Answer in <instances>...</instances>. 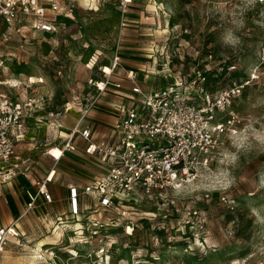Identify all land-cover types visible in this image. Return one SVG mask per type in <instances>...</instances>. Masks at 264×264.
<instances>
[{
    "label": "rangeland",
    "instance_id": "rangeland-1",
    "mask_svg": "<svg viewBox=\"0 0 264 264\" xmlns=\"http://www.w3.org/2000/svg\"><path fill=\"white\" fill-rule=\"evenodd\" d=\"M63 1L55 32L0 21V80L31 83L37 106L27 137L38 151L59 135L52 112L70 124L93 104L89 118L115 121L133 104L135 83L158 89L182 77L198 102L205 92H240L218 116L226 121L232 112L237 121L207 169L168 193L120 196L111 208L87 196L89 210L72 223L81 234L58 240L50 219L39 222V235L65 249L61 260L41 264H264V1ZM116 55L111 80L122 87L99 90ZM57 167L64 180L85 184L108 161L81 148ZM21 252L29 264L32 251Z\"/></svg>",
    "mask_w": 264,
    "mask_h": 264
},
{
    "label": "built area",
    "instance_id": "built-area-1",
    "mask_svg": "<svg viewBox=\"0 0 264 264\" xmlns=\"http://www.w3.org/2000/svg\"><path fill=\"white\" fill-rule=\"evenodd\" d=\"M63 10L60 0H0V21H25L37 31L55 32L62 27L63 22L57 15ZM120 62V56L116 55L108 66L110 71L104 67L106 76L98 82L99 90H105L108 85L122 87L121 81L111 80ZM132 74L128 77L133 78ZM30 84L15 78L0 80V184L28 175L35 168L33 156L19 152L16 145L25 137L26 122L33 117L37 106L36 99L29 96ZM191 88L182 77L158 89L133 84V104L121 108L122 117L111 134L99 141L90 126L84 124L93 104L81 109L76 126L63 138L61 154L55 155L52 149L49 154L58 161L64 153L75 151V139L80 135L87 142L86 153L107 160L109 169L84 187H69L72 219H79L89 210L88 206L83 209V195L94 196L99 206L111 208L120 196L139 189L149 194L168 193L210 166L225 144V135L234 131L237 121L232 112L226 121L218 116L232 106L233 96L240 89L222 90L215 96L205 92L198 102ZM49 116L55 128L63 127V111ZM54 176L52 170L37 183V191L30 194L27 211L36 207L40 197L53 201L49 183ZM82 230V227L76 229L75 234H81ZM18 235L16 222L0 227V264L12 237Z\"/></svg>",
    "mask_w": 264,
    "mask_h": 264
},
{
    "label": "crops",
    "instance_id": "crops-1",
    "mask_svg": "<svg viewBox=\"0 0 264 264\" xmlns=\"http://www.w3.org/2000/svg\"><path fill=\"white\" fill-rule=\"evenodd\" d=\"M60 2L64 8H66L64 1L60 0ZM34 116H36V111L34 112L33 117ZM79 117L80 115L75 122H70V124L64 117L63 127L61 129H57L53 125L55 133H58L59 135H55L54 138L51 139L53 141L50 140V137L46 138L45 144L48 146L46 151H38L37 142L34 141V138L29 140L27 137V128L25 131V137L22 140L17 141V150L23 154L33 156L35 168L28 175H20L10 182L0 184V227L8 226L11 223L16 222L19 231V235L12 237V241L8 244L5 252L3 253L1 264H24L21 250L24 251L27 248L32 251V254L30 255L31 260L28 261L29 264H41L44 263V261L56 262L57 260H61L60 251L65 249L62 247H56L57 242L52 241L51 238H49L50 236H47L48 238L45 239L39 235V222L43 224L46 220L50 219V229L53 233L58 234V240H60L62 236L69 237V235L75 234L76 229L82 227L80 223L72 224L75 219H72L70 216L69 187L71 185L84 187L96 178L85 184L70 182L66 179L64 180L58 173L57 164L62 158L68 154L78 151L81 148L84 154L88 156L93 155L86 153L85 148L87 142L81 138L80 135H78L75 139V151L64 153L58 161H56V159L49 154V150L54 147H58L61 150L64 136L76 126ZM121 117L122 115L115 121H110L106 120V118L104 119L103 115L102 118H89L88 115L84 124L90 126L93 131L94 138L99 141L111 134L113 126ZM28 121L29 119L26 122V126ZM44 124L48 125V122L45 121ZM108 169L109 162L108 168H106L103 175L108 171ZM52 170L55 171V176L49 183V191L52 194L53 201L48 202L43 197H40L37 201L36 207L27 211L30 194H34L37 191V183ZM86 202L87 196L83 195V209L87 206ZM42 207H44L45 210H43ZM47 207H49L50 210H48ZM69 220L71 222H69ZM73 251L76 252L75 250ZM37 252L39 255H34ZM45 263L49 264V262Z\"/></svg>",
    "mask_w": 264,
    "mask_h": 264
},
{
    "label": "bare ground",
    "instance_id": "bare-ground-1",
    "mask_svg": "<svg viewBox=\"0 0 264 264\" xmlns=\"http://www.w3.org/2000/svg\"><path fill=\"white\" fill-rule=\"evenodd\" d=\"M95 59V58H94ZM52 152L55 154V155H57V156H59L60 154H61V150L58 148V147H54L53 149H52Z\"/></svg>",
    "mask_w": 264,
    "mask_h": 264
}]
</instances>
